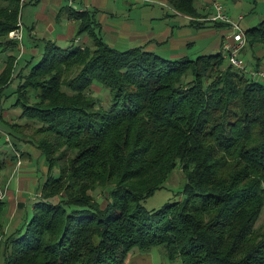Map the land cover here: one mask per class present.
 <instances>
[{
	"label": "trees",
	"instance_id": "obj_1",
	"mask_svg": "<svg viewBox=\"0 0 264 264\" xmlns=\"http://www.w3.org/2000/svg\"><path fill=\"white\" fill-rule=\"evenodd\" d=\"M167 2L193 27H227L210 20L211 6L200 22L194 0ZM24 5L0 0V97L14 98L21 121L5 133L32 126L28 141L47 172L30 213L9 233L0 199L3 264H124L134 250L154 247L181 264H264V221L255 226L264 206V81L225 66L222 49L170 59L109 46L96 11L70 5L58 10L76 23L67 45L39 38L41 48L33 41L17 64L20 42L8 35L21 27ZM243 34L263 50L247 66L256 70L264 65V14ZM92 85L106 90L108 104ZM62 146L77 151L59 166L52 157ZM10 156L0 146V170ZM177 166L179 199L146 209L142 201ZM99 187L103 205L93 197Z\"/></svg>",
	"mask_w": 264,
	"mask_h": 264
},
{
	"label": "crops",
	"instance_id": "obj_2",
	"mask_svg": "<svg viewBox=\"0 0 264 264\" xmlns=\"http://www.w3.org/2000/svg\"><path fill=\"white\" fill-rule=\"evenodd\" d=\"M194 1L198 12L202 16L198 21H205L204 18L211 13L210 0ZM24 4L20 14L26 17L29 15L30 24L23 23L21 19L20 28L23 29L24 34L26 30L29 31V36L34 43H37L39 38L49 39L44 36L47 32L46 30H50L49 32L52 34L51 40L55 42L59 41L67 44L74 36L75 29H77L75 21L68 19L63 12L58 15L59 8L65 5H70L78 10L81 8L94 9L101 35L109 46L116 48L140 46L147 51H154L170 59L220 51L223 37L227 30L226 26L218 28H196L191 26L189 22L192 17L176 11L167 0H35L31 2L27 0ZM28 4L35 6L31 13L26 11L25 7H28ZM223 9L228 16L229 12L224 7ZM37 29L41 32V37H35ZM22 37L18 50L23 53L33 52V48H28L27 46L29 44L27 39L30 40V37ZM87 38L86 35L80 36V40L83 43L87 42ZM201 38L204 40L203 47H201L199 42ZM34 43H30V46ZM13 114L18 115L16 113ZM15 148L24 152V156L29 162L22 163V166L18 168H16L15 164V166L12 165L14 168L6 165L3 169L7 170L9 167V171H13V169L16 171L20 170L16 181L14 179L16 184V189L14 186V190L9 188L10 178L1 177V194L6 195V201L1 196L0 199L6 202L4 216L6 215L9 218V225L12 228L22 223L32 205L31 202L34 200L33 198L28 199L25 206L19 201L21 199L20 196L25 191H27L29 196L30 184L34 185L35 183L34 179L30 180V174L25 171L21 172V170L26 165L32 164L37 160V158L34 159V156L39 155V151L28 144H21L15 146ZM3 149L7 151V147H3ZM40 157L39 160L41 159ZM16 193L17 195H15ZM6 205L8 206L6 207ZM23 206L25 207L24 212H18ZM6 212L8 214H5ZM149 251L154 252L152 248ZM137 258H140V256Z\"/></svg>",
	"mask_w": 264,
	"mask_h": 264
},
{
	"label": "rangeland",
	"instance_id": "obj_3",
	"mask_svg": "<svg viewBox=\"0 0 264 264\" xmlns=\"http://www.w3.org/2000/svg\"><path fill=\"white\" fill-rule=\"evenodd\" d=\"M26 1L27 0H20L21 3H25ZM221 3H222V6L229 12L227 17L232 19V20H235V22H238L240 29L243 31L245 29H247L248 27L256 25L260 21V19L262 18L263 14H264L263 0H221ZM25 8H26V11L28 13H31L33 11V9L35 8V6L28 4V7H25ZM240 16L242 17L241 20L238 19ZM27 17L21 16V19H22L23 23L30 24V18H29L30 16L28 15ZM205 19L206 18H204V20ZM20 23H21V21H20ZM20 23L18 22V24H20ZM39 28H40V26H39ZM226 29H227L226 30V33H227V31L229 30L228 26L226 27ZM46 31L47 32L44 34V36L46 38L52 39V34H50V32H49L50 30H46ZM40 33L41 32L37 29L35 31V34H36L35 37H41L40 35H42V34H40ZM25 34H24L23 29L19 27L17 31H13V33L10 32L8 36L11 38L12 37L16 38L21 43L22 42L21 38L23 39L22 36H25L26 38L30 37L29 31L26 30ZM27 41L29 42V44L27 46H28V48H30L31 47L30 43H32V38L30 37V40L27 39ZM199 42L201 43V47H203L204 46L203 45L204 40L201 38L199 40ZM56 43L60 46L67 45V44H65L63 42H59V41ZM40 48H41V43L36 46V49L39 50ZM118 49H126V48H118ZM214 52H217V51H214ZM262 52H263V50L260 48V46H257V47L254 46L251 49L249 47V45L245 44L244 48L240 52V57L246 62V66H251L254 62V59H253L254 57H253L252 53H254L256 56H258V54H262ZM29 54H30V52L29 53L28 52L23 53L22 51L17 50L15 52V56L17 58V64L22 62L21 59L25 55L27 56ZM197 55H199V54H195V55L188 57V58H195ZM3 58H4L3 55L0 54V74L4 68V63L2 61ZM227 64H228V61L224 60V65L226 66ZM263 66L264 65L261 64L258 66V68L263 67ZM13 88H14V85H10L8 87V90H11ZM91 93H92V96L96 99H99V101L104 106L109 103V97H108L106 90H104V88H101L98 85H92ZM0 101H1V104L3 107V110H0V146L7 147L6 152L9 156L13 155V154L15 155L14 160L10 159L13 156H10L7 159V166H12L15 164L16 168H18L19 166H22V163L23 164H24V162L28 163L29 160H27L25 158V156H24L25 153L16 149L15 146H19L21 144H28V145L33 146L28 141L32 137L33 127L29 126V125L28 126L24 125L21 128H15V130L13 129V132H14L13 136L10 134H6L5 132L9 131V128L7 127V125H9L10 123H13V122L20 123L21 121L18 119V116L13 114V113L18 114V111H19L18 107L13 105L14 98H11V97L5 98L4 96H2V97H0ZM4 138L7 141L6 143L3 142ZM36 149L39 151V155L36 157L34 156V159L37 158V160H35L32 164L26 165L21 170V172L25 171L31 175V178H30L31 181L33 179L35 181L34 185L32 183L30 184L29 196H28L27 191H25L22 194V196H20L21 199L19 201L22 202L24 204V206L27 203L28 199H32V198L34 199L39 194L40 183L42 182V180H44V178L46 176V172H47L45 159L42 157L40 150L38 148H36ZM76 151H77V149L67 148V147L62 146L60 149H58V151L56 153L53 154L52 160L55 164L61 166L64 163L62 158H70L71 156H73V154ZM39 157L41 158L40 160H39ZM14 166H12V167L14 168ZM12 167H10V169H12ZM8 168H7V170H0V187H1V183H2L1 177H9L10 178L9 188L14 190V186L16 189L15 181H16V178H17L20 170L16 171L15 169H13V171L12 170L9 171ZM53 171L57 175L58 174V166L54 167ZM14 179H15V181H14ZM183 184H184V175H183L181 169L177 166L170 172V174L168 175V177L166 178V180L163 184V187L161 189L157 190L152 196H150V197H148L142 201L143 206L146 209H154V208L161 206L165 202L175 201V200L179 199ZM23 190H25V189H23ZM1 193H2V191L0 189V196L4 199V201H6V195H3ZM15 195H17V193ZM106 195H107V193L104 192L102 190V188H100V187H99V189H97L93 192L94 199L96 201H98L101 205L104 204V202L106 200ZM7 206L8 205H6V207ZM24 206L21 207L18 210V212H24V209H25ZM29 213H30V209L28 210V214ZM5 214H8V213L6 212ZM263 221H264V206L262 207V210L259 214V217H258L256 223H255V226L262 224ZM9 224H10L9 218L6 215L5 216L3 215V218H2V232L3 233L11 232L10 230L13 228ZM152 249L154 250V252L153 251L139 252L137 250H134L128 256V258L125 260L124 264H181L180 260H178V259L177 260L167 259L162 253H159V251L156 247H154ZM138 256H140V258H137ZM0 264H3V259L1 257H0Z\"/></svg>",
	"mask_w": 264,
	"mask_h": 264
},
{
	"label": "built area",
	"instance_id": "obj_4",
	"mask_svg": "<svg viewBox=\"0 0 264 264\" xmlns=\"http://www.w3.org/2000/svg\"><path fill=\"white\" fill-rule=\"evenodd\" d=\"M210 6L213 11L210 20L212 22L227 23L229 28L223 37L221 46L224 57L228 61V65L247 72L254 79L264 81V67H259L256 70H249L246 66V62L240 57V52L243 49L246 40L243 31L240 29L239 23L227 17L221 0H210Z\"/></svg>",
	"mask_w": 264,
	"mask_h": 264
}]
</instances>
